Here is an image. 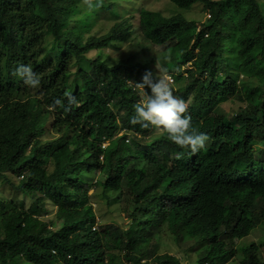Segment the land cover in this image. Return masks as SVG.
Listing matches in <instances>:
<instances>
[{"label": "trees", "instance_id": "trees-1", "mask_svg": "<svg viewBox=\"0 0 264 264\" xmlns=\"http://www.w3.org/2000/svg\"><path fill=\"white\" fill-rule=\"evenodd\" d=\"M170 1L185 11L203 3L208 26L198 28L183 13L166 17L139 7L136 24L128 11L105 34L86 36L91 16L99 10L120 17L119 2L0 0V176L8 169L18 171L22 180L17 189L32 199L26 207L18 196H0V264H182L167 251L159 253L168 246L165 235L181 247L191 240L200 245L190 264L230 259L233 264H264L261 245L242 240L264 223V0ZM125 32L137 39L133 46L142 43L141 53L131 51L114 64L86 55L120 42ZM147 53L149 60L143 58ZM21 64L38 74L39 86H28L15 75ZM146 73L153 82L166 81L165 74L177 83L184 79L179 88L168 86L187 102L193 126L215 131L221 141L213 163L215 179L197 175V193L189 202L167 192L184 181L165 175L163 182L155 172L160 149L145 152L156 142H167V134L151 140L152 127L130 123L133 105L141 100L133 85L142 83ZM74 78L81 84L73 89ZM68 94L75 97L71 104ZM57 99L61 104L54 103ZM230 99L242 101L243 107L226 121L214 109ZM113 108L122 113L117 116ZM198 116L204 118L202 124ZM50 118L53 130L63 135L41 141ZM119 129L124 135L114 138ZM67 133L69 139L62 142ZM138 133L147 137L137 138ZM126 135L143 147L132 149ZM172 165L177 174L190 170ZM163 167L171 173L165 163ZM87 173L99 175L93 182ZM147 176L168 189L157 197ZM121 182L129 191L145 189L140 194L147 197L149 210L128 213V228L114 222L92 229L96 218L85 208L89 189L106 197L105 190ZM174 192L181 197V190ZM44 201L64 210L58 230L39 217ZM139 215H150L147 226ZM158 227L154 241L151 235Z\"/></svg>", "mask_w": 264, "mask_h": 264}, {"label": "clouds", "instance_id": "clouds-1", "mask_svg": "<svg viewBox=\"0 0 264 264\" xmlns=\"http://www.w3.org/2000/svg\"><path fill=\"white\" fill-rule=\"evenodd\" d=\"M89 7L91 4L89 3ZM209 16V15H208ZM15 75L23 80V82L28 86H39L40 78L37 73H35L30 65L21 64L17 66L15 69ZM155 75V74H154ZM159 76V75H158ZM166 81H162L158 79V81L153 82L151 79V73H146L142 78V83H137L133 85L134 91L139 92L140 101L133 105L134 114L130 117V123L139 124L141 127H152L151 133H149V137L152 140L155 134L166 133L167 134V142L165 143H154L152 147L145 148L146 154L149 152H154L155 149H160L161 156L156 157L154 162L156 163L155 172L160 177V179L164 182V176H168L172 181H175L176 178L179 181H184V184L179 185L177 188L172 191H167L176 195L178 198L187 197L186 202H189L190 198L197 193L196 189V177L197 175H202L206 173V179L208 181H212L215 179L216 166L214 161L218 160L220 143L219 137L217 133L209 128H200L197 129L193 126L192 119L189 115L186 114V110L188 108V104L183 99L179 98L175 91L173 92L168 84H172L173 78L165 74ZM129 85H132L133 82L127 81ZM145 86L150 88V93L145 91ZM75 101V97L71 94H68V103H73ZM55 104H61V101L57 99L54 101ZM114 112L116 110V115L120 114V111L116 108H113ZM119 112V114L117 113ZM211 112L207 117L210 118L212 116ZM199 122L201 124L204 121V118L199 117ZM226 121H228V117H226ZM155 129V132H154ZM124 129H119L116 136H123ZM56 132V131H55ZM57 133V132H56ZM70 133H67L65 138L69 139ZM76 134V133H75ZM73 134V135H75ZM63 135L61 133H57V137ZM137 138L147 137L146 133L143 134H135ZM56 137V138H57ZM87 139H90L87 136ZM125 142L129 144L132 149L137 147H143L140 144H135L130 140L129 136L126 135ZM109 139L104 140L101 143V147L104 148L108 145ZM101 159V156H99ZM178 163L179 166L189 167L186 173H182L181 169L178 174L175 172L172 163ZM166 164L169 167L171 173H168V170H165L163 164ZM131 163H128L130 165ZM126 166V170H127ZM18 172V171H16ZM129 171L125 172V176ZM17 174V173H16ZM99 173H87L86 176L88 179H93L92 181L98 178ZM17 177L21 176L20 181L22 180V175H16ZM124 180V179H120ZM146 181L153 188V192L156 193L158 197L162 191H166L163 188L165 184L162 183L159 186L157 185V181L154 178V181L151 180V177L147 176ZM172 188V187H171ZM91 190V193L89 191ZM138 191H129L122 187V182L118 188H110L105 190L104 194L106 197H103L101 194H97L107 206L115 203L117 199L122 195V208L121 210L124 214L129 217V214H133L134 210H149L146 196L140 194L144 190L135 189ZM174 190H181V197L177 195ZM88 194L92 196V194L98 193L95 188H90ZM104 195V196H105ZM109 198V199H108ZM161 200V198H158ZM163 200V199H162ZM89 202L86 204L88 205ZM147 205V206H146ZM150 209H154V206H151ZM95 215V214H94ZM150 215H139L140 217H146ZM96 218V215H95ZM130 218V217H129ZM102 224V223H101ZM130 224V222H129ZM128 224V226H129ZM97 225V226H96ZM100 225L99 221L96 219V223L92 225V229L98 228ZM158 231L157 236L160 233L161 228H155ZM154 230V234L156 233ZM192 242V240H191ZM198 245V244H192ZM197 251V250H196ZM261 251V249H260ZM197 254V252H196ZM171 255V254H170ZM176 257V256H175ZM264 259V255L262 256Z\"/></svg>", "mask_w": 264, "mask_h": 264}, {"label": "rangeland", "instance_id": "rangeland-1", "mask_svg": "<svg viewBox=\"0 0 264 264\" xmlns=\"http://www.w3.org/2000/svg\"><path fill=\"white\" fill-rule=\"evenodd\" d=\"M119 2L118 4V16L120 17H114L110 15L106 11L99 10L98 13L91 16L90 22V31L86 33L87 35H102L105 34L110 30V28L114 25L116 21L121 19L122 17L128 16L129 12H132L131 16V23L136 24V12L135 10L139 7L146 8L148 10L152 11H159L164 16H172L178 13H183L185 17L188 20H195L197 22L198 28H206L208 25H205L207 23L208 18V11L201 2H196L192 5V7L185 11L182 9L177 8L170 0H116ZM88 9V7L86 6ZM130 12V13H131ZM130 15V14H129ZM205 25V26H204ZM88 26V25H86ZM127 34L125 32L124 37L120 42H115L111 45V47H106L100 51H97L96 49H92L89 52H87V56L89 58H95L97 56H102L106 60L108 64H114L118 60L126 59L131 55V51H135L137 53H141L142 43L136 44L133 46V42L137 39H132L130 37H127ZM47 42L44 41L41 46H46ZM159 48H155L152 50L153 53L158 52ZM69 56V55H68ZM146 57V60H149L152 58V55L146 54V56L143 55V58ZM155 60V59H154ZM87 62V61H83ZM158 64L157 66H160L159 60H157ZM155 64H153L154 66ZM157 68V67H156ZM156 70V69H155ZM158 70V69H157ZM155 74V72H154ZM183 77H186V74H183ZM73 85L72 88H76L81 84V81L77 78H74L72 81ZM184 79L180 80V82H172V86L174 88H179V86L183 85ZM241 107H243L242 101H239L237 99H230L223 103H219L216 108L214 109L215 112H219L221 114H225L226 117L230 115H234ZM116 112V110H115ZM119 114V112H117ZM122 112L120 111V114ZM227 118H225L226 120ZM54 119L50 118L48 123L45 125L46 131L42 133L39 136V139L41 141H45L46 139L52 140L57 137V133L53 130ZM66 140L65 137H63L62 142ZM131 168V165L127 166V170ZM16 170L8 169L0 176V196L2 198H13L15 196H18L19 199H23L25 201V206L28 207L31 204L32 199L28 196H23L20 191H18L17 186L20 183L21 176H16ZM5 177V179L2 180V178ZM91 193V190L89 191ZM122 195L117 199V201L109 206L105 204V202L97 195L92 194L90 197V203L85 206V208L88 209L89 213H93L96 215V219L99 221L100 225H106L109 223L115 224H122L125 228H128V224L130 222V218L124 214L121 210H124L122 208ZM43 212L39 215L40 218L45 220L50 228L52 230H58L63 223V217H64V210L54 206L49 201L43 202ZM150 216L146 217H140V222L147 226L149 223ZM102 223V224H101ZM97 226V225H96ZM155 234H152L153 240H156L158 231L155 230ZM166 242L168 243V246H161L159 249V253H164L165 251L169 252V254L176 256L179 258V260L182 262V264H190L192 263L197 254L196 250L200 247V245H192L190 241L181 242L182 245L185 246H178L176 243L168 237L169 235H165ZM243 241L248 242H256L260 244V255H264V223L258 225V228L252 230L248 236L242 239ZM241 242L240 240H236V244ZM231 260V259H230ZM227 261L224 264H233L229 263ZM118 264V263H116ZM125 264V263H123ZM236 264V262H235Z\"/></svg>", "mask_w": 264, "mask_h": 264}]
</instances>
